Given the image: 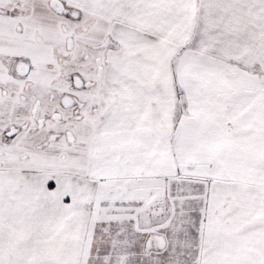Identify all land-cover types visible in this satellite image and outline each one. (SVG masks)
Listing matches in <instances>:
<instances>
[{"label":"snow or ice","instance_id":"1","mask_svg":"<svg viewBox=\"0 0 264 264\" xmlns=\"http://www.w3.org/2000/svg\"><path fill=\"white\" fill-rule=\"evenodd\" d=\"M0 264H264V0H0Z\"/></svg>","mask_w":264,"mask_h":264}]
</instances>
